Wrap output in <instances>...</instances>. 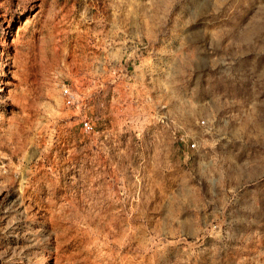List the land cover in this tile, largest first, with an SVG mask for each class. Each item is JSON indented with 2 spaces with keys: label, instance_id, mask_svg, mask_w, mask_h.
Segmentation results:
<instances>
[{
  "label": "rangeland",
  "instance_id": "rangeland-1",
  "mask_svg": "<svg viewBox=\"0 0 264 264\" xmlns=\"http://www.w3.org/2000/svg\"><path fill=\"white\" fill-rule=\"evenodd\" d=\"M0 264H264V0H0Z\"/></svg>",
  "mask_w": 264,
  "mask_h": 264
},
{
  "label": "built area",
  "instance_id": "built-area-1",
  "mask_svg": "<svg viewBox=\"0 0 264 264\" xmlns=\"http://www.w3.org/2000/svg\"><path fill=\"white\" fill-rule=\"evenodd\" d=\"M61 96H62V99H63V102L64 104L67 106V107H71L73 106L74 104V101H73V95L72 93L70 92V90L66 87H63L62 90H61ZM81 128L85 131V132H90L92 131V125L90 123L89 120L87 119H84L82 120L81 122ZM196 148V145L194 143L190 144L188 146V150L192 151Z\"/></svg>",
  "mask_w": 264,
  "mask_h": 264
}]
</instances>
